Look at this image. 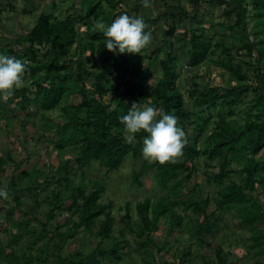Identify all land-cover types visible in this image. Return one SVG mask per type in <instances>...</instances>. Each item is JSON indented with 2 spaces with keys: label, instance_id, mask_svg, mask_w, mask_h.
<instances>
[{
  "label": "rangeland",
  "instance_id": "374dc122",
  "mask_svg": "<svg viewBox=\"0 0 264 264\" xmlns=\"http://www.w3.org/2000/svg\"><path fill=\"white\" fill-rule=\"evenodd\" d=\"M100 1L96 10L100 19L110 23L123 12L143 15L146 31L152 36L141 53H132V60L111 77L112 85H120V91L127 80L137 81L143 92L141 100L128 97L127 102L152 104L153 90L163 77L165 62L176 75L174 87L182 91L184 105L192 112L198 111L193 108L190 94L195 85L217 87L221 91L246 83L249 91L240 104L231 106L220 101L212 107L210 123L202 134L193 124H184L178 118L186 133V143L200 135L197 147L207 152L188 162L189 167H194L190 178H185L188 171H184L166 184L159 180L153 162L143 158L142 150L136 157L127 156L118 170L108 171L96 160L78 166L77 150L73 144L62 147L57 124L66 119L64 106L81 101L82 94L73 88L74 74L71 71L67 74L70 89L51 109L34 103L35 86L32 90L27 88L25 97L30 101L21 99L20 93L26 91L24 87L34 79L25 75L24 85L13 95H0V160L4 159L0 162V190L7 192V196H0V264H19L23 257H28L30 264H67L83 257L87 264H223L222 258L230 264H264V237L259 242L252 238L255 233L264 234V218L252 226L244 225L237 209L240 204L232 206L231 210L221 209L216 200L219 192L233 183L245 188L246 167L251 157H255L261 167L255 173L254 188H246L248 200L244 205L252 209L253 203H257L264 208V147L257 153L251 151L250 133L246 128L247 121H261L264 117V62L258 58V49L262 47L258 38L264 35V27H258L250 0H245L251 9L244 27L234 25L237 8L233 0H152L148 8L143 7L142 0H121L115 8H110L108 0ZM0 8L3 10L0 53L9 55L8 49H21L17 58L33 67H42L34 75L38 77L44 74L48 62V57L42 56L47 47L38 52L37 64L32 52H22L25 44L20 39L43 13L54 19L70 16L77 20L87 9V2L0 0ZM193 26L202 27L204 38L212 43L209 56L198 66L189 65ZM171 27L174 32L169 34ZM244 41L257 44L250 50ZM223 46L228 47L227 53L242 65L246 79L239 80L221 63V58L227 55ZM70 54L91 72V76L84 74L79 87L93 96L95 71L100 70L98 53L74 46ZM119 93V90H110L106 101L110 102L111 97L118 99ZM203 109L207 113L205 106ZM239 132L242 137L232 146L226 143ZM137 139L138 134L134 141ZM221 142L226 144L214 152L213 147ZM186 158L182 152L173 161ZM66 160H69L67 172L61 167ZM17 165H21L20 170ZM23 170L28 174H23ZM221 175L223 181H214V177ZM135 176L140 183L135 181ZM180 179L181 185L173 193L170 184ZM94 181L101 183L103 191L99 202L111 204L108 211L113 223L108 236L99 232L104 214L91 229L84 225L77 229L75 225L82 208L69 207L72 192L81 186L88 194L93 190ZM146 197L172 209L160 215L158 228L148 235L152 241L136 234L141 223L136 204ZM206 198H210L206 212H196L188 205L190 200ZM207 221L212 224V232H201ZM70 231L74 234H68ZM112 248L116 251H111Z\"/></svg>",
  "mask_w": 264,
  "mask_h": 264
},
{
  "label": "trees",
  "instance_id": "16d2710c",
  "mask_svg": "<svg viewBox=\"0 0 264 264\" xmlns=\"http://www.w3.org/2000/svg\"><path fill=\"white\" fill-rule=\"evenodd\" d=\"M87 2V9L79 14L76 20L73 17L65 19H54L52 15L42 14L38 17L36 24L30 28L25 35L20 39L22 44H25V51L32 52L33 59L37 64L40 61L37 59L38 52L47 47L43 52V57H48V62L44 66V74L38 77L34 75L41 71L42 67L37 65L34 67L28 64V72L26 75L29 78H34L30 85L26 84L21 95V99L26 101L29 97L26 96L27 88L32 86L37 87L34 92V103L40 104L46 108H53L57 106L64 93L70 89L68 80L70 78L69 71L74 76L72 82L75 87L74 91L82 94L81 101L78 104H69L63 107L65 120L58 122V133L61 136L62 147L73 144L77 150L76 162L78 166L87 165L90 161H99L108 171L118 170L126 157L129 155L138 156L141 154L143 147L142 136L145 135L141 132L138 134V139L132 143L126 142L123 136V125L119 120V116L126 114L133 101L127 102L128 97L131 100L140 101L142 97V90L138 87L135 79L126 81V85L120 91V85H112L111 77L120 73L122 68L132 60V53H119L113 52L105 47L106 38L102 30L95 26V21L100 19L96 10L99 7L100 0H85ZM121 0H108L110 8H115ZM237 8V18L234 25H246V16L250 12L252 4V14L257 19L258 27H264V0H250V4L246 5L245 0H233ZM13 8H16L11 4ZM3 14L0 8V17ZM80 24L78 26V23ZM232 26V25H230ZM84 27V29H83ZM169 34L174 32V28L168 31ZM202 27L193 26L192 34L189 44V65L198 66L204 62L210 54L212 43L210 40L205 39ZM264 34V32H263ZM258 43L262 47L258 49L259 61L264 62V35L258 38ZM246 48L250 50L256 46V42L243 43ZM79 47L89 50L91 53H98V61L100 63V70L95 71V94L92 96L89 92L83 91L80 84L84 81V74H89L86 71L85 65L82 61L73 59L71 57V50L73 47ZM228 47L223 46V50L227 53ZM21 52L15 49H8V54L17 56ZM172 60V59H170ZM221 63L239 80H244L248 77L242 71V65L232 59L230 52L221 58ZM163 77L154 88L152 104L158 108L164 109L170 113L175 114L184 124L188 122L194 125V129L202 134L210 123L212 116L211 109L218 105L221 101L228 105H237L243 102L244 97L249 91V87L245 84L234 86L231 88H224L220 91L217 87H203L195 85L190 91L193 97V108L198 111L192 112L185 105V97L181 90L174 87L176 75L164 63ZM136 76V75H134ZM110 90H119V98L111 97L110 102L106 101ZM73 93V92H72ZM30 101V100H29ZM207 108V113L203 107ZM264 116V114H263ZM261 120V119H260ZM246 128L250 133L248 142L250 149L253 153H257L264 147V117L261 121L249 120L246 122ZM191 138V142L186 143L183 148V153L187 158L180 162L173 160L160 163L153 162L152 166L156 167L158 178L163 183L169 184L180 172L188 171L185 178H190L193 174L194 167H189L188 162L199 158L206 150L197 147L198 138ZM242 137V133H235L231 139L227 140L231 146ZM215 140V137L213 138ZM224 142L213 147V151L217 152L222 147ZM4 162V159L0 160ZM69 160L64 161L62 168L68 171ZM2 164H0L1 167ZM260 162L251 157L250 164L247 165L246 171V185L245 188L235 183L227 186L224 190L220 191L216 196L218 207L221 209L231 210L232 206L240 204L237 208L241 216L242 223L247 226H252L256 222L264 218V208L257 203L254 208H248L244 205L248 200L246 195V188H254V176L260 168ZM17 169H21V165H17ZM23 174H28L23 170ZM184 179V177H182ZM68 180V177H64ZM135 181L140 183L138 176H135ZM214 181H223V177L216 176ZM182 179L170 184V190L174 193L180 187ZM101 183L98 181L93 182V190L88 194L85 193L83 187H78L72 192L73 201L69 207L82 208V215L80 220L76 223L75 227L78 229L81 225L91 229L96 219L104 214L105 219L100 228V234L108 236L113 223V217L108 211L111 204L104 205L99 202L102 194ZM80 199L81 202H80ZM249 202V201H248ZM210 204V198L199 200H190L188 205L199 213L206 212V208ZM237 207V206H236ZM130 210V207L128 206ZM136 209L141 218L139 228L136 230L137 236H146L148 241H152L148 236L152 231L158 228L160 215L166 211H171L165 203L153 201L150 197H146L143 201L136 204ZM131 230H134L131 223H128ZM207 230L212 232V224L207 221L204 227H201V232ZM68 234L73 235L70 231ZM202 234V233H201ZM264 237V234L255 233L252 238L259 242ZM111 251H116L112 248ZM101 254L105 255L106 251L99 250ZM86 259L83 257L78 261L71 260L67 264H87ZM223 264H230L225 258H222ZM19 264H30L28 257H23V261Z\"/></svg>",
  "mask_w": 264,
  "mask_h": 264
},
{
  "label": "clouds",
  "instance_id": "9594fccd",
  "mask_svg": "<svg viewBox=\"0 0 264 264\" xmlns=\"http://www.w3.org/2000/svg\"><path fill=\"white\" fill-rule=\"evenodd\" d=\"M151 3L152 0H142L144 8L150 7ZM95 26L106 38L105 47L113 52L141 53L152 40L151 33L146 31L145 19L139 14L123 12L110 23L97 19ZM28 63L16 56L0 53V95L11 96L24 85ZM119 120L128 143L134 142L137 133H148L143 137L142 155L145 160L164 163L182 154L187 142L186 133L175 114L147 102H133ZM0 196H7V192L0 190Z\"/></svg>",
  "mask_w": 264,
  "mask_h": 264
}]
</instances>
